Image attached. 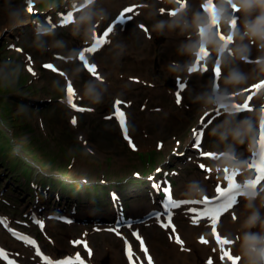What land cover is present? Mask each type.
Instances as JSON below:
<instances>
[{"label": "rangeland", "instance_id": "374dc122", "mask_svg": "<svg viewBox=\"0 0 264 264\" xmlns=\"http://www.w3.org/2000/svg\"><path fill=\"white\" fill-rule=\"evenodd\" d=\"M39 1L40 7H45L47 5L53 4L51 3L53 0ZM135 2L145 3L144 6L139 8L141 9V13L138 16V19L143 21L146 19V17L144 16V12H148V7H150L147 3L148 0H135ZM57 3H64V0H57ZM195 6L196 4L194 3V7ZM21 7V0H0V43H23L28 48V52L32 54L34 51V55L36 58L37 55L35 52H39L40 59H36L33 56L36 60V67L39 68L42 62L54 60V53H62L63 55L70 56L84 44L83 40L79 41L75 32L69 29L65 31H59V29H56L47 35L38 36L36 35L35 31L31 29L30 26H27V28L25 26H14L15 20L23 14ZM225 8H230L229 3H225ZM13 9L17 10L18 15L10 18L9 13ZM185 9L190 10L191 7H186ZM242 14L243 15L241 22L248 20V12L244 11ZM155 16H158L160 19H163V15L161 13L158 15L155 14ZM198 16L201 17V13L198 14ZM21 21L23 20L21 19ZM162 29L163 31H160V35L156 34L154 36V41L152 43L147 42V51L149 52V58L144 63L141 62V65L145 68H148L147 72L151 73L154 76V79L152 81L153 86L156 85L157 88L163 86L165 89H169L170 92H173L175 89L173 83L175 82L171 80V71L162 64L164 58L171 57L176 60H181L180 63H182V61L188 60H185V53H187L188 55V51L190 49L192 52H194V47H192L191 45L189 48H186V38L184 35L177 38L176 33L180 34L182 33V31L178 30L176 33L168 34L169 31L166 30V28ZM128 32L126 37L125 35L122 36V43H124V40H126V38L128 37L129 45L132 47H136L133 49L139 50L143 47H146V44L144 43V38L142 36L143 34L140 33L142 31L137 28V24L135 29H129ZM121 34L122 32L120 30V27H116L113 38H111L109 46L107 47V49L111 48L109 49V51L113 50L114 46L117 43V38ZM241 34L242 32L240 30L238 36H240ZM170 37H172L174 40L171 41V43L169 44L171 45V47L168 48L167 44L169 43L168 40H170ZM193 42H198V33L194 36ZM247 42L249 43L251 41ZM250 44L255 46L253 42H251ZM109 51L106 50L100 55H98L96 60L99 63L101 62L103 64V61H105V57L107 56ZM129 53L132 52L130 51ZM243 57H245L246 59L242 60V67H245L246 65H252L253 71L256 74L254 77H264V70H262L261 65L257 63L258 60L263 58L262 53L258 51V49H256L255 47L253 49L250 48L249 51L244 53ZM251 58L257 59V61L253 60V62L251 61V63H247ZM124 62L129 61L121 60L120 64H124ZM57 63H59L61 67L70 72L78 88V94L82 99V103L88 104L94 107L96 110V115L94 117L81 119V124L86 129L83 132V139L85 141L88 140V143L87 146H83L86 150L82 153V156H76V158L74 159V161L76 160L77 163L73 162L72 166H70L71 170L73 171V174H77V176H90V178H92V182L96 181V177H101L106 173H112L113 178L129 175L132 170H139V168L141 169V166L143 164L142 161H144L145 157L147 156L146 153L140 152L137 153L138 156H136L135 153L130 151L123 137L121 136L120 131L116 128L113 122L103 121V116L110 112V107L116 100V97L117 99H121L126 102H136L138 99L137 106L133 103L130 108L132 134L136 138V141H142L145 144V146H142L141 151H154L153 154L155 156L156 162L164 157L166 160L171 157H174L172 154H170L171 148L174 147L173 137L183 138L186 134L189 135L190 126L194 124L195 120L197 119L199 114L205 109V107H208L210 105V102H208V98L212 97V94L209 91L211 74H205L203 77H196L197 79H194V81L191 82V86L188 92H186V98H184V101L182 100L183 103H181L179 106H176L174 105L173 98V105H168V108H166L165 106L160 105V103H163L161 97H155L151 100L149 91L152 89V87L150 86V84L146 86L135 85L125 88L123 90H119L117 93H115V91H111L112 94H108V91L106 89H103L100 86L99 88L96 87L98 86L96 80L90 77L79 63H73L72 65H68L63 61H57ZM4 67L5 66L1 65L0 63V68L2 70ZM14 68H16V66H10V69ZM21 72L23 73L22 68ZM238 72H241V70H238ZM41 73L42 75L38 76L37 80L35 81V83L37 84V90L34 93L38 92V96L42 98L49 96H52L54 98L59 97L60 95L63 96L62 91L64 87V82H60L58 78L50 76L49 73ZM6 76L10 82H14L13 73L12 75ZM11 76H13V79H11ZM228 76L229 73L227 74V78ZM242 77L243 80L238 84V87L246 88L251 84L253 76L251 75L252 78H250L242 75ZM167 84L169 85L167 86ZM43 85L44 88L40 89V87ZM97 97L101 100L100 104H95L93 102L94 99H96ZM5 104H8V101L6 99L0 100V111L2 112V115L6 117V114L4 113ZM142 105H146L147 109L142 108ZM57 108L58 107L50 109L51 112L49 115H51L52 117H48V115L44 120L42 119V132L44 133V135H48L52 139V143H50L52 145L49 144V147H52L54 149L53 152H56V154H61L67 151L69 154H71L77 145H82V139L79 138V134H77L74 129L71 128L68 124L69 111H67L65 108H62L61 110H57ZM166 111L168 113L171 112V115L165 116ZM151 117H156L155 121H157L158 125L152 124L148 121V118ZM252 117H250V119L247 121V125L244 126L245 129L250 130L245 132L244 136L242 137V144L234 142L231 137H229L228 140L223 141V144H221L222 146L220 148L216 147V144L220 142V139L217 143L211 145V139L214 135V130L220 132L226 129H224L223 127L225 125H223V123H220L221 121H219L218 123L212 125V127L208 130V145L212 148L216 147L218 149L232 148L237 151L240 156H245L247 152L245 150V147L247 145H251L253 140V124L255 122V119H253ZM5 119L9 121V118ZM237 127H239V123L232 122L228 129ZM0 130H2L5 135H7L9 132V130H7L3 126L1 121ZM147 135L149 137L145 138V136ZM157 139H161L165 143V147L161 150H156L154 147ZM63 148L65 152H60ZM89 149L91 150L87 152ZM10 151L13 152V145L11 143V139L9 137H5L0 132V156H6L4 158L11 159L12 155H9ZM53 152H48L46 149H44V153H46L50 161L63 162L64 158H59L58 156H55V153ZM68 157H70V155ZM176 161V158H172L171 165H176ZM7 162L11 161L9 160ZM65 163H71V159L70 161L65 160L62 166H64ZM14 164H16V162H14ZM151 165H153V161L151 162ZM225 167H228L225 161L214 162L211 166V168H215V170ZM21 168L23 169V173L25 174V176L30 177V173L32 174L30 168ZM179 168L181 169V174L179 177L176 178L179 184L178 193L179 196L184 197L187 194L186 189L189 187L188 185L190 184L189 180L194 174H196V168L192 163H190L189 167L187 168L188 171H182L184 166H179ZM70 174L71 173H66L67 176H69ZM11 176L12 173L0 164V212L14 216V225L17 228H20L22 226V222L19 219H22L23 217H25V215L29 217L27 213L32 207H34L33 205L36 202L37 196L31 186H22V188H20L12 184L11 180L13 178H10ZM41 176L42 175L40 173L35 171L34 181L39 180ZM209 182V184L211 185L212 181L210 180ZM19 183L21 185L23 184L22 182ZM57 184L62 185V181L58 180ZM139 188L141 189V191H143L141 186H139ZM134 189H136V186H132L130 188L124 187L123 191L125 193H130V190ZM82 193L76 196V198L79 199L80 196L83 195ZM103 197L105 199L101 200L100 204H96V201L94 200H88L87 202L80 203L78 212L82 211L83 217L79 219L82 222L89 221V224H76L72 227H66L65 225L58 224L56 222L51 223L48 231L50 232L51 236L57 238V243L55 245L51 244L49 246L52 251H54L58 255H63L65 253H70L73 251L70 248L67 250L61 247V244H64V241L69 237L79 236L84 229L92 230L91 221L97 219L96 213H99V211H96V205H103V211L105 207H108V201L104 196V192L102 198ZM137 205H139L138 202H133V200L130 201L129 210H133ZM146 205L147 204L141 203L139 207L140 209L138 210L137 214L145 213L147 211ZM51 206L54 207V205ZM47 207L48 206H46V208ZM62 207V205L58 206V208ZM84 213H87L86 217H84ZM144 227L145 226L142 225V229L147 237L150 236L148 231L150 229H154L164 241L165 246H167L169 237L165 232L161 231L155 225L145 227V230ZM98 234V232H91L90 235V238L92 237V241L94 242L96 247L99 246V244L103 240L101 237L102 234ZM109 236L113 240H117L115 237L111 235ZM0 239L6 246L13 250L15 254L22 256V258L26 261L25 264H35L31 256L32 253H29L22 249L17 243L10 239L6 233L2 232L1 230ZM121 248L122 245L120 243V249ZM156 255H158V258L163 261V253L161 250H156ZM112 259L113 256L111 252L102 251L100 257L98 258V261L100 262V264H113ZM0 264L2 263L0 262ZM123 264L125 263L123 262Z\"/></svg>", "mask_w": 264, "mask_h": 264}, {"label": "clouds", "instance_id": "9594fccd", "mask_svg": "<svg viewBox=\"0 0 264 264\" xmlns=\"http://www.w3.org/2000/svg\"><path fill=\"white\" fill-rule=\"evenodd\" d=\"M94 0H87V4L93 3ZM28 4L34 5L35 0H27ZM228 3L231 5L232 9L234 11H249L254 7H258L261 10V15L256 18V20L251 25H247V33L246 35L249 36V38H256L260 41H264V0H239L238 3H234L233 0H228ZM87 6V5H85ZM205 11L210 15L211 20L210 24L208 25H197L198 32L201 36V41L199 43V50L196 53L197 56L203 57L207 55L206 48L209 44L215 45V41L213 37L210 34V28L213 25H218L220 22V15L217 12L216 8L212 5L211 0H209L208 4L204 6ZM18 15L17 10L13 9L9 16L15 17ZM172 15H176L175 12L172 13ZM73 19L72 14H69L68 20L71 21ZM230 26L235 29V20L229 21ZM162 26V25H161ZM41 34H47V33H41ZM233 36L234 31L229 33V35L225 38L223 36H220V39L224 41L223 45H215L216 50L219 55H222L223 52L226 50L227 45L229 43L233 42ZM241 59H246L245 57H241ZM258 64L261 65L262 70H264V59H260L257 61ZM216 68L220 69L219 61L217 62ZM243 77L238 72H232L229 74L226 83L228 84H239L242 82ZM95 104H100L101 100L97 97L93 101ZM208 102H215L218 107L224 108L225 111L229 112V114H232V109H236V111L242 110L240 106L238 105H231L229 107L226 103L222 102L221 97H216L213 99L212 97L208 98ZM244 107H247L245 105ZM261 126L264 128V117L261 119ZM250 129H241L239 127L232 128V129H225L223 131L219 132V139L221 142L228 140L229 137L233 141H236L238 143H243L242 137L244 136L245 132L249 131ZM214 135H216V131L213 132ZM216 155V154H212ZM220 157H223L225 162L227 163V166L225 170H228V168H232L233 165H235L236 160L232 153L230 152H224L219 154ZM234 171H239L238 168H233ZM257 186L256 181L248 180L246 181L245 187L248 189H251V191H245L243 195H245L246 199L249 201L256 198L257 193L255 192V188ZM260 224L261 228L264 229V221L260 220V216L257 212H252L251 215L247 218L245 221V227L250 229L252 227H255L257 224ZM240 245H241V251L240 254L236 256V258L241 261L245 260L246 264H264V232L257 234V233H251L250 231L244 232L242 239H240Z\"/></svg>", "mask_w": 264, "mask_h": 264}, {"label": "bare ground", "instance_id": "6f19581e", "mask_svg": "<svg viewBox=\"0 0 264 264\" xmlns=\"http://www.w3.org/2000/svg\"><path fill=\"white\" fill-rule=\"evenodd\" d=\"M176 1L178 3H182V5L184 3H187V1H183V0H176ZM191 1H196V0H191ZM197 1H200V0H197ZM234 1H235V3H236V1L239 2V0H234ZM105 2H106V5H105L103 11L93 12L92 20L95 21L102 14L107 15V16H109V15L113 16V15L117 14V12L120 10L119 8H120L121 0H105ZM204 2H205V0H204ZM157 4H159V5L161 4V6H164V5H169V2L167 0H157L155 3H151V8L154 9V6ZM257 12L259 13L258 14V17H259L261 15V10L258 7H257ZM233 14H235L234 15V17H235V16L241 14V11L239 12V11L233 10ZM148 19H151V18H148ZM170 20L172 21L173 18L170 17ZM150 21L154 22L155 19H151ZM192 21L193 22H191V23H195V24L197 23V21L195 19H192ZM26 23H27V21H25V20L20 22L21 25L22 24L24 25ZM86 23L90 24L89 20ZM169 24H171V23H169ZM247 25H251V23H246V24L242 23L243 27L244 26L246 27ZM179 26L182 28V27H184V24L179 25ZM237 27H238V25L236 26V28ZM236 28L233 29L234 32H236ZM212 35L213 34L211 33V36ZM252 39H254V38H249V36H248L246 40L252 41ZM260 43H261V46L264 47V41H260ZM232 45H233V43H229L227 46L232 47ZM130 47L132 48V46H130ZM136 53H139V51H135L133 54H136ZM140 53H143V52L140 51ZM110 56L112 58V60L110 61V67L119 66L120 64H118V60H122V59L117 57V54L113 51L110 53ZM126 59L128 60L129 56H126ZM205 59H206L205 57L202 58V57L197 56L196 61L199 62V71L200 72L204 71V69H205V64H204ZM226 67L227 66H224V68H226ZM120 68L127 71V73H129V74H134L135 72H137V70L135 68H132L131 66H128V65H121ZM150 76H151L150 74H146L147 78H151ZM130 77H134V76H129L127 79L124 77V80L126 82H128ZM142 79H144V78H142ZM144 80H146V79H144ZM231 86H236V84H232ZM238 178H239V181L243 182L246 178H248V176L243 175V176L238 177ZM205 190H206V192H208L211 189L205 186ZM216 194H217V192H216ZM216 194H215V196H216ZM194 199L197 200L198 198H194ZM202 199L208 200L209 198L205 197ZM256 202L258 205L264 206V199L259 198V199H257ZM249 208L252 210V212H255L252 207L246 206L244 208L245 211H243V213L240 214V216H241L240 217V225H237V224L234 225V227H235L234 230L236 232V239L234 241L231 240L230 243L228 244V245H230L229 251L235 257L240 254L241 245H240L239 241H240V239H242L244 232L250 231L251 233H257V234L264 232V229L261 228L260 224H259V227L257 230H255V227L248 229L244 226L245 221L247 220L249 215L252 213V212L247 213ZM152 209H153V207H152ZM191 209L195 210V207L192 206ZM229 225H230V223H229ZM225 227L226 226L224 225V228ZM226 229H227V227H226ZM178 231H179V229H176L177 233H179ZM218 231H219V228H218ZM150 234L156 240L158 239L157 233L154 234V232H150ZM183 235H184V237L187 238V240L189 242V243H186L187 247H189V248L186 250H183L179 243H177L176 241L175 242L173 241V244L170 246V249L175 254V257L177 260V262H174L173 264H200L203 257L207 256V255L211 260V264H229V261L226 258L223 260L221 259V256H222L221 250L226 246L224 243H222V241L220 243L212 242V245H213V251H212L210 248H208V245L206 243L200 242L201 237H203V239L206 240V234H205L204 230L202 232H200L198 230H194V229L190 228L185 233H183ZM225 237H226V235H225ZM226 247H228V246H226ZM213 253H216L217 255L214 256ZM117 254L119 255L118 252H117ZM119 261H120V263H122V258L120 255H119ZM151 262H153L152 259H151ZM148 263H149V261H148ZM206 264H209V261L206 262ZM240 264H246V261L241 260Z\"/></svg>", "mask_w": 264, "mask_h": 264}, {"label": "snow or ice", "instance_id": "6c2138e0", "mask_svg": "<svg viewBox=\"0 0 264 264\" xmlns=\"http://www.w3.org/2000/svg\"><path fill=\"white\" fill-rule=\"evenodd\" d=\"M28 11H29V13H31L33 11L31 4H29ZM126 14L127 13H125V15ZM123 22H124L123 19H118L113 25H110L109 28L106 29L101 34L100 39H102L104 42H106L107 41V37L110 35L111 31L115 28L116 24L123 23ZM101 46H103V45L101 44ZM98 50L99 49L97 48V49H90L89 51L92 52V53H95V51H98ZM44 67L47 68V69H51L53 71H56L54 65L45 64ZM205 70H207V69H205ZM28 71L32 75H35V72L33 71V69L31 67L28 68ZM88 71H89L90 74H92V76L94 78L99 79V76L96 73V66H95L94 63L92 65L88 66ZM214 75L216 76L217 79H219V77L221 75V72H220L219 68H216L214 70ZM74 91H75L74 88L71 85H69V87L67 89V94H68V98H69V105L71 107L76 108V106L73 103ZM180 102H181V97L179 95V90H178V92H177V103L179 104ZM121 103L122 102L119 99H117L115 101V104H114V107H115L114 115H116L117 119L119 120V123H120V126H121V129L123 131L125 139L129 140V143L131 144V140H130V138L128 136V129H127L126 122H125V119H124V113L119 108V105ZM76 110L83 111L84 109L76 108ZM72 123L75 125V123H76L75 118H73ZM206 126H207V124L204 125V127H206ZM194 136H195V144L193 146L199 150L201 142H202V138H203V132L202 131L201 132H195L194 131ZM261 142L264 143V136L261 137ZM158 147H159V145H158ZM200 154H201L202 157H205V158H210L211 155H212L210 153H203V151H201ZM201 169L206 170V169H204L203 165H201ZM206 171H210V170H206ZM258 171L260 173H264V166H260ZM262 179H264V177H262ZM157 187H159V186H157ZM162 190L165 193V201L162 204V207H163L164 211L156 213L155 217H156V219L158 221H160V217L163 215L165 220L167 221V223H164L163 221H161V226L167 228V227H169L171 225V209L179 207L181 204H185V203L181 202V201L173 200L171 198V193H170V191L168 189H162ZM219 192H220V189L218 188L217 189V198L215 200H213V201H210L209 204L205 206L206 208H208V211L206 213H204V209H202V210L197 212V215L200 218L207 217L209 219V221L211 222V225H212V229H214L216 227V224L218 223V217L220 215H222L224 211L230 209L232 207V205L234 204V202H235V197L234 196H230V197H227V198H220ZM233 218H235V217H233ZM5 219L6 218H0V223H5ZM34 222L39 223L40 227L43 229V227H44L43 222H41V221H34ZM67 222H70V221H67ZM10 231L12 232V234L17 239H22L25 244L36 246V242L33 239H31L30 237L24 236L22 234H18L14 230H11V229H10ZM134 235H136L137 239H139L141 241V249L145 252V255L147 256V249L144 247V242H143L142 238L139 236L138 233H134ZM213 235H214V237H219V233L217 231H214ZM176 242L180 243V244L183 243L179 239V237H176ZM200 242L201 243H207V241L204 240L203 237H201ZM225 245L228 246V247L225 246L221 250L222 251L221 259L223 260V259L226 258L229 261V264H240V261L235 256H233L232 253L229 251L230 245H228L227 242H225ZM37 254H40L38 248H37ZM0 257H6V253H4V251L2 249H0ZM147 258H148L149 264H151V257L147 256ZM137 259H138V257H137ZM129 260L131 262V255H129ZM8 264H14V262L9 261ZM46 264H51V262L46 261ZM57 264H80V262H79L78 259L77 260H73V259L69 258L66 261L57 262ZM209 264H211V261H209Z\"/></svg>", "mask_w": 264, "mask_h": 264}]
</instances>
